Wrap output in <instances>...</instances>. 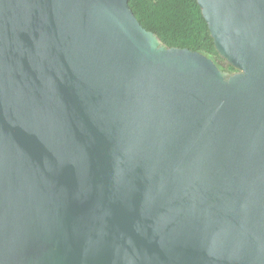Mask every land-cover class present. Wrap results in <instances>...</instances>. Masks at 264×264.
<instances>
[{
    "label": "water",
    "instance_id": "water-1",
    "mask_svg": "<svg viewBox=\"0 0 264 264\" xmlns=\"http://www.w3.org/2000/svg\"><path fill=\"white\" fill-rule=\"evenodd\" d=\"M219 55L129 0H0V264H264V0H197Z\"/></svg>",
    "mask_w": 264,
    "mask_h": 264
},
{
    "label": "trees",
    "instance_id": "trees-1",
    "mask_svg": "<svg viewBox=\"0 0 264 264\" xmlns=\"http://www.w3.org/2000/svg\"><path fill=\"white\" fill-rule=\"evenodd\" d=\"M140 23L169 47L198 50L221 68L235 70L216 50L214 39L197 0H129Z\"/></svg>",
    "mask_w": 264,
    "mask_h": 264
},
{
    "label": "flooded vegetation",
    "instance_id": "flooded-vegetation-1",
    "mask_svg": "<svg viewBox=\"0 0 264 264\" xmlns=\"http://www.w3.org/2000/svg\"><path fill=\"white\" fill-rule=\"evenodd\" d=\"M230 71H234V70H230Z\"/></svg>",
    "mask_w": 264,
    "mask_h": 264
}]
</instances>
